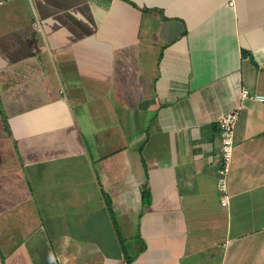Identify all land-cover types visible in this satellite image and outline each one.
Returning a JSON list of instances; mask_svg holds the SVG:
<instances>
[{"label":"crops","instance_id":"crops-1","mask_svg":"<svg viewBox=\"0 0 264 264\" xmlns=\"http://www.w3.org/2000/svg\"><path fill=\"white\" fill-rule=\"evenodd\" d=\"M0 264H264V0H0Z\"/></svg>","mask_w":264,"mask_h":264},{"label":"built area","instance_id":"built-area-1","mask_svg":"<svg viewBox=\"0 0 264 264\" xmlns=\"http://www.w3.org/2000/svg\"><path fill=\"white\" fill-rule=\"evenodd\" d=\"M241 98L251 97L257 98L249 94L246 88L240 92ZM239 116L238 108H233L226 113L219 120L221 129V164L218 169V189L221 192L220 202L223 206H227L229 194L227 190V175L233 158L234 152V127Z\"/></svg>","mask_w":264,"mask_h":264}]
</instances>
